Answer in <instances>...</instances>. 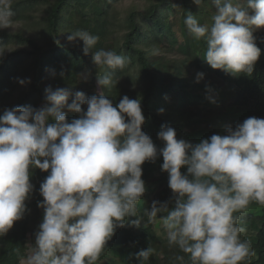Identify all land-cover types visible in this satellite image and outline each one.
Wrapping results in <instances>:
<instances>
[{"label": "clouds", "instance_id": "9594fccd", "mask_svg": "<svg viewBox=\"0 0 264 264\" xmlns=\"http://www.w3.org/2000/svg\"><path fill=\"white\" fill-rule=\"evenodd\" d=\"M193 3L199 6L202 0ZM212 4L211 24H200L188 12L187 31L205 41L203 60L211 69L250 74L261 54L254 32L264 28V0ZM13 16L11 0H0V29L11 25ZM67 40L82 41L88 55L99 37L76 30ZM92 61L123 69L129 58L99 49L92 52ZM112 77V72L96 76L98 87L110 88ZM202 78L198 73L197 82ZM70 96L71 88L49 87L41 107L17 106L0 115V235L26 211L33 189L29 170L48 173L40 185L43 201L37 205L43 220L21 264H94L128 217H136L128 226L138 228L144 217L152 223L158 215L169 245L190 264H242L254 255L250 242L240 238L246 230L240 220L251 202L264 205V119L249 117L234 129L226 127V134L196 144L177 139L172 127L162 126L157 138L164 146L158 150L142 131L139 98L124 96L114 106L104 92L86 97L77 91L69 103ZM67 113L78 118L68 121ZM158 156L174 200L171 207L153 201L138 216L137 204L146 190L141 166ZM152 252L151 247L140 251V264ZM185 255L175 257L178 264H185Z\"/></svg>", "mask_w": 264, "mask_h": 264}, {"label": "trees", "instance_id": "16d2710c", "mask_svg": "<svg viewBox=\"0 0 264 264\" xmlns=\"http://www.w3.org/2000/svg\"><path fill=\"white\" fill-rule=\"evenodd\" d=\"M11 8V25L0 29V51H5L0 56V115L17 106L41 107L49 87L71 88L73 96L77 91L86 97L104 92L114 106L124 96L139 98L145 117L142 131L158 150L164 146L157 138L162 126L172 127L177 139L196 144L226 134V127L234 129L249 117L264 119V28L254 32L261 54L250 74L211 69L203 60L205 41L187 31L184 19L190 12L200 24L210 25L212 0H202L199 6L193 0H11ZM76 30L99 37L88 55L82 41L67 40ZM99 49L126 56L129 63L123 69L96 66L92 52ZM87 71L92 73L89 82L80 79ZM106 72L113 73V84L104 90L96 76ZM198 73H203L199 82ZM18 79L30 83L21 86ZM74 118L76 114L67 113L68 121ZM162 163L158 156L141 166L146 190L137 204L138 216L153 201L171 207L174 196ZM29 171L33 189L22 219L0 235V264H21L43 220L37 205L43 201L40 185L48 173ZM134 219L128 217L125 226L115 230L94 264H140L137 254L148 247L153 252L143 264H178L175 257L185 254L169 245L159 215L152 223L144 217L138 228L128 226ZM240 223L246 229L240 238L249 241L254 252L242 264H264V205L251 202ZM185 264H190L186 255Z\"/></svg>", "mask_w": 264, "mask_h": 264}, {"label": "rangeland", "instance_id": "374dc122", "mask_svg": "<svg viewBox=\"0 0 264 264\" xmlns=\"http://www.w3.org/2000/svg\"><path fill=\"white\" fill-rule=\"evenodd\" d=\"M181 50L184 51V47H181ZM92 78V73L87 71L85 73H83L80 77L81 80H85V81H90V79ZM30 252L27 253V256L29 255Z\"/></svg>", "mask_w": 264, "mask_h": 264}]
</instances>
